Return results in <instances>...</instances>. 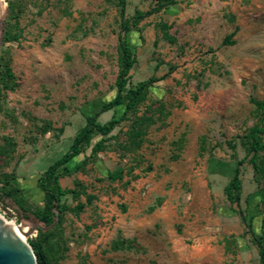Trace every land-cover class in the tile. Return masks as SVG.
<instances>
[{"label": "rangeland", "instance_id": "obj_1", "mask_svg": "<svg viewBox=\"0 0 264 264\" xmlns=\"http://www.w3.org/2000/svg\"><path fill=\"white\" fill-rule=\"evenodd\" d=\"M0 1V56L15 83L0 90V188L7 181L12 193L0 194V215L29 231L44 227L32 215L43 204L37 179L116 94L119 8L116 0ZM159 1L126 0L137 60L129 85L155 82L103 148L90 154L94 136L59 180L72 191L60 225L27 239L48 264H259L264 150L255 172L246 135L260 123L250 99L264 100V0H176L156 11ZM244 158L237 206L224 190Z\"/></svg>", "mask_w": 264, "mask_h": 264}, {"label": "trees", "instance_id": "obj_2", "mask_svg": "<svg viewBox=\"0 0 264 264\" xmlns=\"http://www.w3.org/2000/svg\"><path fill=\"white\" fill-rule=\"evenodd\" d=\"M119 8V33L117 35V76L115 80L116 94L112 100L103 103L99 111L93 116L86 117V124L75 135L72 144L67 152L62 155L61 158L52 163L46 171L37 179V188L43 194V204L37 208L32 215L40 222L44 227L51 226L55 220V212L58 213V220L53 227L60 225L59 216L64 212L65 207L61 204L62 198L66 195L72 194V191L64 190L59 184V180L69 174V163L84 153V149L89 145L91 139L94 136H101V139L97 141L91 148L90 154L94 155L103 148L106 138L113 131L116 125L126 120L127 116L132 113L138 104L144 97L147 89L155 81L150 79L145 82H141L135 86L129 85V73L136 64L137 60L132 48L129 46L126 40V35L131 31V20L125 16L126 0H116ZM176 4V0H160L157 3L156 11H160L164 8ZM143 15L138 14L137 18L141 19ZM14 39L10 37L8 32L3 35V42L9 43ZM230 37L225 38L224 43H230ZM0 90H12L15 87L13 82V74L9 68L7 62H4V56H0ZM250 103L254 105L260 116V123L251 127L246 135V157H250L249 163L253 167L255 172L259 171L258 168V156L264 150V142L262 140L264 136V100L250 99ZM118 107L122 108V113L119 117L112 116L106 123H99L97 118L102 113L108 111H115ZM245 159L240 160L234 171V175L225 187V196L230 204L239 206L241 198V180L239 176V168L245 162ZM119 176L117 173H110L109 179L115 180ZM4 187L0 188V194L7 198L12 197V193L5 188L8 186V182L4 181ZM2 197H0L1 199ZM92 196H87L88 203L92 201ZM18 203V202H17ZM79 209L82 206L79 205ZM242 222H246V218L239 212ZM52 227V228H53ZM51 228V229H52ZM50 229V230H51ZM49 233V230L47 231ZM40 230V235L47 236L48 234ZM47 234V235H46ZM31 246L38 264H48L46 256L43 252V248L38 241H28ZM254 243L258 250L259 264H264V239L263 237L254 236Z\"/></svg>", "mask_w": 264, "mask_h": 264}, {"label": "water", "instance_id": "obj_3", "mask_svg": "<svg viewBox=\"0 0 264 264\" xmlns=\"http://www.w3.org/2000/svg\"><path fill=\"white\" fill-rule=\"evenodd\" d=\"M31 216L27 220L30 221ZM48 227L41 228L39 225L33 223L31 230L23 232L21 230L22 223L16 224L18 232L15 231L13 225L3 220L0 217V264H38L36 256L27 243V239L32 235L35 229L42 230L43 232L51 229L55 223Z\"/></svg>", "mask_w": 264, "mask_h": 264}, {"label": "bare ground", "instance_id": "obj_4", "mask_svg": "<svg viewBox=\"0 0 264 264\" xmlns=\"http://www.w3.org/2000/svg\"><path fill=\"white\" fill-rule=\"evenodd\" d=\"M6 8H5V4H4V2H2V1H0V21H1V19L4 17V15H5V13H6ZM1 23V22H0ZM0 217L3 219V220H5L6 222H8L10 225H13V227L15 228V231H19L18 230V228H17V226H16V224L14 223V222H11V221H8V220H6L3 216H1L0 215ZM21 230L23 231V232H26L27 231V228L26 227H24L23 225L21 226ZM19 233V232H18ZM19 235L21 236V234L19 233ZM21 238H22V236H21Z\"/></svg>", "mask_w": 264, "mask_h": 264}, {"label": "flooded vegetation", "instance_id": "obj_5", "mask_svg": "<svg viewBox=\"0 0 264 264\" xmlns=\"http://www.w3.org/2000/svg\"><path fill=\"white\" fill-rule=\"evenodd\" d=\"M1 199H2V198H1ZM1 199H0V200H1Z\"/></svg>", "mask_w": 264, "mask_h": 264}]
</instances>
